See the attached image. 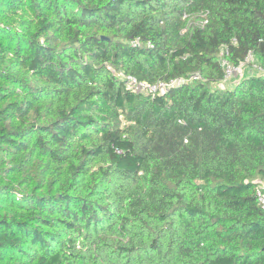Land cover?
Returning <instances> with one entry per match:
<instances>
[{
	"label": "trees",
	"instance_id": "16d2710c",
	"mask_svg": "<svg viewBox=\"0 0 264 264\" xmlns=\"http://www.w3.org/2000/svg\"><path fill=\"white\" fill-rule=\"evenodd\" d=\"M261 186L264 0H0V264H264Z\"/></svg>",
	"mask_w": 264,
	"mask_h": 264
},
{
	"label": "built area",
	"instance_id": "2783aa9c",
	"mask_svg": "<svg viewBox=\"0 0 264 264\" xmlns=\"http://www.w3.org/2000/svg\"><path fill=\"white\" fill-rule=\"evenodd\" d=\"M223 54V53H222ZM252 53H249V56L246 60V63L249 64L252 62ZM223 65L226 70V78H228L233 72L239 71L240 68L234 67L230 65L226 59H223ZM246 65V64H244ZM248 66V65H247ZM256 67V66H254ZM127 83L130 88H133L135 91L138 92H146L150 94H156L157 92L165 91L181 82V80H172L169 83L166 82H160L156 85H150L147 82L139 81L137 78L132 76L126 77ZM257 198L260 205L264 207V191L262 189V186L258 188L257 190Z\"/></svg>",
	"mask_w": 264,
	"mask_h": 264
},
{
	"label": "rangeland",
	"instance_id": "374dc122",
	"mask_svg": "<svg viewBox=\"0 0 264 264\" xmlns=\"http://www.w3.org/2000/svg\"><path fill=\"white\" fill-rule=\"evenodd\" d=\"M254 60V58H252ZM256 66V65H254ZM253 67L251 66H244L239 69L237 72H233L226 80V82L223 84L224 87L232 86L236 83H238L240 80L244 79L246 76L251 74L253 71Z\"/></svg>",
	"mask_w": 264,
	"mask_h": 264
}]
</instances>
